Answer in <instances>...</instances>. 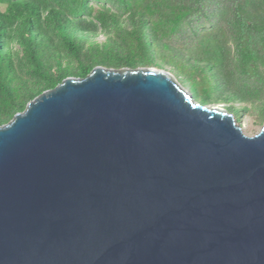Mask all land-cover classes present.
Listing matches in <instances>:
<instances>
[{"label": "water", "instance_id": "water-1", "mask_svg": "<svg viewBox=\"0 0 264 264\" xmlns=\"http://www.w3.org/2000/svg\"><path fill=\"white\" fill-rule=\"evenodd\" d=\"M0 264H264V123L164 68L65 77L0 125Z\"/></svg>", "mask_w": 264, "mask_h": 264}, {"label": "trees", "instance_id": "trees-1", "mask_svg": "<svg viewBox=\"0 0 264 264\" xmlns=\"http://www.w3.org/2000/svg\"><path fill=\"white\" fill-rule=\"evenodd\" d=\"M117 1L126 10L123 17L98 10L86 19L69 18L61 0H0V125L42 91L65 77H84L97 65L164 68L190 95L192 90L200 95L202 105L223 103V109L235 118L240 116L241 97L234 75L248 74L255 56L243 39L236 38L235 65L228 68L220 39L194 25L204 14V0ZM241 24L264 33V23ZM182 25L188 28L191 41L177 46L171 36ZM99 33L106 36L102 42L97 40ZM11 44L18 46L20 55L10 49ZM16 65L31 78L20 75ZM231 102L238 105L232 107Z\"/></svg>", "mask_w": 264, "mask_h": 264}, {"label": "rangeland", "instance_id": "rangeland-1", "mask_svg": "<svg viewBox=\"0 0 264 264\" xmlns=\"http://www.w3.org/2000/svg\"><path fill=\"white\" fill-rule=\"evenodd\" d=\"M61 0V6L70 17L80 15L90 19L91 15L98 10H103L114 15L123 17L125 8L117 0ZM129 2V0H126ZM83 10L90 15L83 14ZM204 14L199 16L194 25L202 28V32H214L225 47V64L228 68L235 65L234 61V41H243L253 50L255 60L250 64L248 74L234 75V83L240 92L242 110L239 119L245 123L243 131L247 135H252L258 131L264 123V33L247 29L241 22L264 23V0H204ZM67 16V17H68ZM189 31L185 25L181 26V31L171 36L177 46H181L182 41L189 42ZM106 36L99 33L97 40L102 42ZM235 39V40H234ZM10 49L20 55V49L16 44H11ZM157 63L163 65L159 59ZM157 67L158 66H151ZM18 73L26 78L31 75L25 71L24 67L16 65ZM187 88V87H186ZM192 99L202 104V98L193 90ZM238 102H231L229 105L235 107ZM225 106L223 103H211ZM223 108V107H222Z\"/></svg>", "mask_w": 264, "mask_h": 264}, {"label": "bare ground", "instance_id": "bare-ground-1", "mask_svg": "<svg viewBox=\"0 0 264 264\" xmlns=\"http://www.w3.org/2000/svg\"><path fill=\"white\" fill-rule=\"evenodd\" d=\"M243 126H245V123L243 122ZM244 128V127H243Z\"/></svg>", "mask_w": 264, "mask_h": 264}]
</instances>
